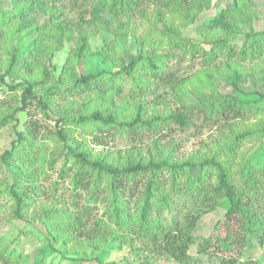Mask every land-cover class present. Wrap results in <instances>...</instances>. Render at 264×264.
Listing matches in <instances>:
<instances>
[{"label": "trees", "instance_id": "16d2710c", "mask_svg": "<svg viewBox=\"0 0 264 264\" xmlns=\"http://www.w3.org/2000/svg\"><path fill=\"white\" fill-rule=\"evenodd\" d=\"M232 3L198 26L201 40H193L184 37L182 28L196 24L211 9L212 0H0L1 43L11 35L15 42L18 33L36 26L28 55L21 59L19 48L8 72L0 76V84L11 91L23 88L15 110L0 103V130L12 122L21 126L16 141L0 156V168L8 174L0 180V200L6 199L3 206L10 205L12 218L28 217L43 226L47 242L33 261L22 251L0 250V264H47L44 250L56 256L67 247L76 248L70 257L74 263L91 261L81 258L83 250L101 249L93 261L110 264L103 258L111 244L141 256L146 264L154 259L198 264L205 257H222V264H261L253 261V253L264 248V121L247 129L240 124L264 108V94L246 93L241 87L264 66V31L248 26L253 0ZM73 13L77 20L69 17ZM42 16L47 20L40 24ZM132 21L151 24L153 30L143 35L132 31L137 55L127 61L119 58L107 38H127L124 31ZM95 35L103 37L96 50ZM165 47L169 52H161ZM64 51L67 57L60 66L55 60ZM95 57L99 71H79L80 61ZM186 58H200L199 70L182 78L171 63ZM23 67L27 74L21 73ZM8 77L19 83L9 84ZM153 81L164 83L167 93L180 99L181 110L145 118L143 103L135 102L134 116L127 119L130 103L125 98L128 103L115 110V98L125 96L127 88L133 95L153 87ZM224 83L235 94L223 93ZM205 89L210 93H203ZM185 95L194 102L186 101ZM60 102L65 111L59 114L58 137L52 139L62 149L48 158L49 146L40 138L42 126L31 111L34 107L48 116ZM77 102L79 110L74 109ZM23 112L28 117L24 122L19 118ZM196 119L218 128L212 146L181 158L174 154L178 143L170 135L174 146L165 150L159 127L169 132L176 125L187 131L197 125ZM78 129L90 130L98 144L124 131L141 132L139 139H145L143 131H152L156 156L144 158L138 152V157L130 154L122 160L95 155L85 139L74 136ZM254 140L260 142L258 151L242 157L235 172L231 162L239 155L234 151L245 153L242 145ZM137 149L134 144L132 150ZM59 160V180L48 195L40 184L45 173L41 169L47 162L54 168ZM62 185L70 194L68 204L66 196L58 197ZM54 195L58 200L50 203ZM217 209H224L225 215L213 226L216 233L198 243L201 219ZM226 252H238L239 262L233 254L226 255V261L220 255Z\"/></svg>", "mask_w": 264, "mask_h": 264}, {"label": "rangeland", "instance_id": "374dc122", "mask_svg": "<svg viewBox=\"0 0 264 264\" xmlns=\"http://www.w3.org/2000/svg\"><path fill=\"white\" fill-rule=\"evenodd\" d=\"M233 0H212V7L210 10L204 11L198 18L196 24L190 26V27H184L182 28V33L184 37L191 38L193 40H201L200 34L198 33L197 27L203 24L208 23L211 19H213L220 10H223L227 7H231L233 5ZM254 1V7L253 11H250V15L252 18V22L250 25L255 31H264V0H253ZM249 16L247 19H249ZM256 16V17H255ZM69 17L72 20H77V14L73 13L72 15H69ZM47 20L46 17L42 16L39 19L40 24L44 23ZM36 27V26H35ZM35 27L32 29H28L26 31H23L21 33H18L15 38L17 39L14 42V38L12 35L10 37H7L3 43L0 42V76L6 74L8 72V68L10 64L12 63V56L14 53L17 52V50L20 48V58L24 59L28 53H29V47L32 42V39L34 38V30ZM117 29L116 26H114V30ZM128 31H124L125 35L127 34V38H123L121 35H111L107 38L108 43L111 46H114L115 50L117 51V54L120 59H125L127 61H131L132 58H136L137 52H136V43L135 38L133 37L134 34L143 35L151 30V24L148 25V23L143 21H132L131 25L127 29ZM133 31V33H132ZM115 34V33H114ZM103 41L102 35H95L92 39L93 49L96 50L101 46V43ZM69 47L73 46L71 43L68 45ZM169 52L168 48L165 47V49L161 52ZM67 57V53L64 51L58 55L56 58V63L58 65H62ZM200 58H196L194 61H189L188 58H186L185 62L180 63V60H174L171 65L176 70V73L179 77L187 78L191 77L192 75L196 74L199 70V61ZM170 65V66H171ZM101 64L97 61V58H87L85 60L80 61L78 65V69L80 72L84 73H92L97 72L96 70H100ZM249 68L252 69L253 65H249ZM264 68V66L257 68L255 71L252 72V76L249 78V82L245 83L244 85H241L242 91L246 93L254 92L255 90H259L262 94H264V72L259 71L260 69ZM22 74H27L28 70L27 68L22 69ZM219 77V76H218ZM6 81L9 84L16 85L19 83V81L14 80L13 78H7ZM223 83V82H222ZM129 87V86H128ZM189 89L192 88L190 85L188 87ZM23 88H19L17 91H11L9 87L6 84H0V103L6 102L7 104H10V107L12 110H15L18 105L17 101H19V98H21L23 91ZM220 90L225 94H235V91L233 88L228 86L224 83L222 87H220ZM168 89H166V85L164 83H160L159 81H153V87L150 86L146 90L141 91L139 90L136 94H129L128 88L126 89L125 96L123 97H116L115 98V110L118 108H121L122 104L130 103L128 106V109H126L124 116L127 117V119H130L134 116V103L135 102H142L145 107V118H152L155 116H166L171 111H179L181 110L182 103L180 102V99L177 97H174L172 95H169ZM200 93V92H198ZM203 93H210L208 89H205ZM168 94V95H167ZM167 95V96H166ZM125 100L127 101H124ZM186 101L194 102L191 95H185L184 96ZM81 104L80 102H77L75 104V108L79 110ZM262 106V104L260 105ZM31 113L33 114V118L35 120H38L42 126L40 138L42 142L47 144L49 146L50 154L48 158H54L55 156H58L59 153H61L62 146H58L57 143L52 139V136H57V128H58V120L60 119V112L65 111L64 108V102H60L56 106L53 107V110L49 112L48 116L41 112L39 109H35L32 107ZM260 110L258 112V115L256 118H253L249 121L242 122L241 128L247 129L251 128L253 126H256L260 123V121H264V108L260 107ZM123 116V118H124ZM19 118L22 122L26 121L28 119L27 113L23 112L19 114ZM198 120V119H196ZM195 127H191L190 130L182 131L179 130L176 125H173L170 129V131H166V127H162V125L159 127L158 132L163 131L159 137L163 138V144L166 146L165 150L168 151L171 147H173V141L178 143V146L174 149V154L178 157H188L190 154H194L198 151H203L205 145L212 146L213 142L215 141V137L218 135V128L216 127H208V125L203 124V120H198L196 122ZM18 130L21 128V126H17L15 122H12L8 126L4 127L0 130V156L11 148L14 141H16L17 134L16 129ZM74 136L78 140H86L87 143L90 145V148L93 152V154H110L111 157L116 156V159H122L124 160L127 158L128 155H133L135 157H138V152L141 153V157L146 158L147 156H156V146L154 145V138L155 133L152 131H143L142 134H146L145 139H139L140 133L130 132V131H124L119 134H117L116 137H109L110 140H106L104 143L98 144L96 141H93V136L90 130H82L78 129L75 133H73ZM171 136L173 138V141L171 143V140L169 138ZM112 138V139H111ZM60 143V141H59ZM61 144V143H60ZM135 145L138 146L137 151L132 150V147ZM264 144V143H263ZM260 142L257 141H247L245 142L241 150L245 153L240 152L239 150L234 151L235 155H239L238 157H235L233 161L231 162V165L234 168V171H239L242 163V157L246 156L248 153L253 154L256 153L259 149ZM264 147V146H263ZM52 154L54 157H52ZM121 155V156H120ZM256 155V154H255ZM255 160L257 162V158L255 157ZM63 160H59L54 168H50V162H47L41 169L42 172H45L44 175H42V181H40V184L43 187L44 192H47L48 195L50 192H54L53 189V182L58 179L60 176V169L62 165ZM256 162H252L253 166H257ZM236 166V167H235ZM35 168H38V163L34 164ZM7 170L0 168V180L8 177V174L5 172ZM59 180V179H58ZM58 197L62 195V197L66 196L67 198L66 202L69 203V191L65 188L64 185H62L61 190L59 191ZM43 193V192H42ZM53 196V195H52ZM48 197L42 196L41 199L43 201H46ZM57 196L54 195L52 197V201L50 203H53V201H56ZM6 199L0 200V250H8V251H22L26 255H28L29 260L33 261L36 256L40 253L41 249H43L47 242L44 240L46 231L43 226H39L38 223H35L30 218L26 217L25 220H16L15 218L11 217V213L7 206H3V202H5ZM71 202V201H70ZM57 205L60 207L62 206V203L59 201L57 202ZM95 214H93L94 216ZM225 215L224 209H217L214 212L207 213L203 216L200 222V228L198 230V243L203 242L204 237H208L212 234L216 233V230L214 229L215 223L222 219ZM58 248L61 245H57ZM63 250V254H56V256L53 254V252L48 248L43 251V254L45 255V259L47 264H77L72 262L70 257L75 256L71 254L76 253L75 247H67ZM83 250V249H82ZM106 250V256L104 259L105 262H109L110 264H146V262L143 260L141 256H138L133 253H129V250L119 249L116 244L108 245ZM101 249L98 250H88L84 251V255L81 256V258H87L90 259V262H84L82 264H97L93 261V259L100 253ZM70 254H69V253ZM229 254H233L236 256L237 262H239L238 252H232L227 253L223 255V253H220L221 256H226ZM254 259L253 261H258L261 264H264V248H259L253 253ZM80 257V256H79ZM65 258V259H64ZM225 260L228 261V258L225 257ZM222 261L224 259L222 257H218L217 259H214L211 261L209 257H205L201 263L198 264H222ZM152 264H175L173 262L167 261V260H153ZM241 264V263H238Z\"/></svg>", "mask_w": 264, "mask_h": 264}]
</instances>
